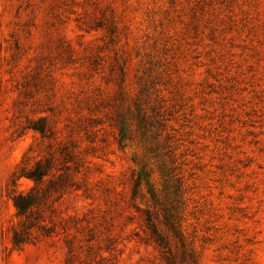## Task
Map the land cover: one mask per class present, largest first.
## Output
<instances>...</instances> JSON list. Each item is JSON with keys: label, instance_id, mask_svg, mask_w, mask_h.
<instances>
[{"label": "rangeland", "instance_id": "374dc122", "mask_svg": "<svg viewBox=\"0 0 264 264\" xmlns=\"http://www.w3.org/2000/svg\"><path fill=\"white\" fill-rule=\"evenodd\" d=\"M168 221L264 264V0H0V264H194Z\"/></svg>", "mask_w": 264, "mask_h": 264}, {"label": "trees", "instance_id": "16d2710c", "mask_svg": "<svg viewBox=\"0 0 264 264\" xmlns=\"http://www.w3.org/2000/svg\"><path fill=\"white\" fill-rule=\"evenodd\" d=\"M41 131L44 129L42 126H40ZM42 161H38L36 163V165L30 170L29 172V176L34 178L37 182V184L42 181L45 172L42 170ZM31 198V193H27V194H19L18 196H16L15 198V203L16 206L19 209H24L26 207V200ZM168 225H170L171 229L175 232V234L179 237V239L181 240L182 246H183V259L185 261H192L194 264H197L198 262L195 259L194 253L188 249L187 247V243L185 242V239H183V233L180 230V224L176 225L171 223L170 221H168ZM176 225V226H175ZM153 231L156 233L157 235V243L160 246L161 252L163 254L164 259H166V264H177V262L175 261V258L173 256V252L170 248V243L169 241L162 235H160L158 233V230L156 228H153ZM189 264H192L191 262H189Z\"/></svg>", "mask_w": 264, "mask_h": 264}]
</instances>
